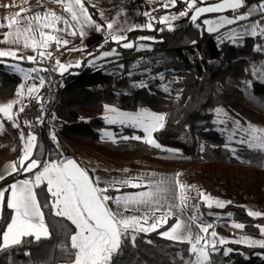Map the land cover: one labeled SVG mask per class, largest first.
I'll return each instance as SVG.
<instances>
[{
  "label": "trees",
  "instance_id": "1",
  "mask_svg": "<svg viewBox=\"0 0 264 264\" xmlns=\"http://www.w3.org/2000/svg\"><path fill=\"white\" fill-rule=\"evenodd\" d=\"M128 1L117 0L110 7L93 0H87V4L95 5L89 7L93 18L99 23H105L110 12ZM214 1L217 0H207V3ZM259 2L260 0H245V7L226 14L246 13L252 5ZM186 6L182 0H177L176 7L157 8L152 16L158 19L169 12L179 13ZM100 11L103 12V18ZM190 16L191 12L188 17H178L173 23L174 31L145 29L129 32L127 40L137 45L132 49H124L110 39L105 43L107 32H102V40L82 48V51L91 53L92 56L87 54L81 65L62 74L59 72L65 89L53 115L55 118L46 132L36 123L39 100L29 98L24 103L28 106L19 116L21 128L25 135L29 131L36 134V158L42 161L46 155L55 159L62 153L65 158L74 156L79 159L81 155H85L103 165L123 166L130 161H139L188 171L186 185L193 186L196 181L201 180L214 186L225 202L231 201L224 208H211L214 212H221L223 220L243 223L246 225L244 230L260 233L255 225H264V217H250L247 211L251 200L256 206L264 208V153L243 148L234 156L226 149L224 145L227 139L217 129L214 109L223 106L248 121L264 124V79L253 76L251 71L254 65L264 71V52L254 50L255 45L264 44V37L245 36L236 45L230 41L221 43L218 36L208 33L204 30L206 27L202 26V20L217 15H208L197 21L196 23H201V30L189 21ZM258 16L256 14L252 17ZM155 27L166 28L159 23H155ZM142 36L155 37L156 41H137L136 38ZM194 40L195 44L192 43ZM141 44L145 47L137 50ZM113 48L117 49L119 55L107 59L112 60L106 65L109 68L92 67L88 64L89 59ZM0 59L14 61L13 58ZM20 62L31 64L27 60ZM115 62L124 63V67H110ZM146 69L149 72H145ZM160 73L164 75L163 80L156 76ZM142 81L147 83V88L134 87ZM246 81H252L250 87L246 85ZM164 82L171 86L168 92L162 87ZM21 83L19 75L9 71L5 62L0 63V99L13 97ZM44 92L45 87L39 96L42 97ZM107 104L126 110L148 107L168 113L165 128L154 134L163 147L179 150V154L173 155L133 139L119 140L117 143L102 139L101 130L108 127L103 119L104 105ZM24 120L32 121V127H26ZM112 127L117 131V138L144 135L138 128H120L118 125ZM52 132L57 137L58 148L50 139ZM22 144L19 131L5 119L4 129L0 132V165L17 162L22 156ZM201 145L205 146L203 151ZM41 152L43 156L40 155ZM89 172L93 176L90 170ZM22 175L7 176L0 181V186L10 185ZM135 189L125 187L122 191ZM116 194L118 193L114 191L109 192L112 196ZM46 195V192H41L40 200L43 201ZM189 203L196 204L197 200L190 199ZM198 204L199 212L210 216V208L203 202L199 201ZM44 212L45 221L52 233L51 238L39 243L34 242L31 237L23 238L21 245L0 252V264L70 262L60 250V245L65 240V232L61 226L67 225V230H72L74 226L62 218L52 216L48 209H44ZM228 213L232 214L231 218ZM11 215L5 202L3 218H0V232L10 221ZM173 221L172 219L171 223ZM159 232L139 234L136 247L126 244L123 255L116 264H182L178 253L188 259V244L170 241L161 237ZM218 248V253L211 256L213 264H264V249L259 246L227 243L218 245ZM227 248L233 251L225 256L223 253ZM26 252L31 255H25Z\"/></svg>",
  "mask_w": 264,
  "mask_h": 264
},
{
  "label": "snow or ice",
  "instance_id": "2",
  "mask_svg": "<svg viewBox=\"0 0 264 264\" xmlns=\"http://www.w3.org/2000/svg\"><path fill=\"white\" fill-rule=\"evenodd\" d=\"M187 6L180 11L178 15H164L158 19L152 16L150 12H144L147 19L143 25L131 24L126 21L121 22V18L126 15L124 10L117 12L105 23H99L89 12L87 0H55L67 16L57 15L55 11L45 9L43 12L34 11L31 8H20L18 12L0 20V28H6L7 31L0 32V43H6L13 48L5 50L0 48V58H13L18 61L27 60L33 64L42 63L47 57L52 58L51 51H47L54 43L57 50L62 47L67 48L70 44L68 39L56 33H63L73 37L83 38L87 35L88 29L96 32H107L105 43L111 40L121 45L124 49L137 47L136 43L127 40V33L136 30H149L163 32L165 30L174 31L172 21L178 17H188L191 12L190 20L193 25L201 30V23L197 20L207 13H220L226 10L237 12L238 9L245 7V0H220L218 3L208 4L207 0H182ZM27 3V0H25ZM10 6V5H9ZM177 0H166L162 7H176ZM43 7V5H41ZM155 11V10H153ZM103 18V12L100 11ZM259 14L260 19L251 21L243 26L242 32L235 28H228L217 38L224 43L225 40L236 45L238 40H243L245 36L264 37V0L256 5H252L246 13H237L229 18L228 16H219L216 20L204 19L202 24L206 26L208 33H218L226 26L237 24L240 21H249L253 15ZM155 23L163 24L166 28L155 27ZM63 25L62 27L58 25ZM137 41H156L155 37H137ZM193 44L196 41H192ZM23 49L31 48L38 51L37 56L18 55ZM100 47H103L101 45ZM145 45L141 44L137 50H141ZM82 50V49H69ZM256 52H264V44L255 45ZM92 56L91 53L88 54ZM116 48L110 51H104L100 56L94 59L118 56ZM94 59H89L88 63H94ZM0 59V63H2ZM81 62H77L79 66ZM14 71L21 73L25 80L38 81L26 86L21 83L16 90V97L9 102L0 104V114L4 119H0V132L4 129V120L11 122V126L19 131V138L22 144V156L17 162H13L6 169L5 174H0V181L6 179L12 174H30L24 179L15 180L10 185L0 188V218H3V211L6 207L12 215L6 227L0 232V252L19 246L23 243V238L31 237L36 243L41 240L50 239L52 233L45 221L44 209H48L54 217L62 218L70 222L74 228L67 230V225L62 224V231L65 232V240L60 245V250L69 259L70 264H116L124 252L126 244L136 247V240L139 234L151 233L168 224V220L174 219L175 222L165 231L159 232V235L170 241L180 244H188V259L179 255L182 264H213L211 256L219 251L218 245L223 246L227 243L245 244L249 247L259 246L264 249V238L256 239L250 236H241L237 240H227L219 237L213 229L212 223H206L201 219L203 213L199 212V204H190L188 193L196 191L199 201L212 207L213 198L195 189L194 186L182 183L175 176L157 178L155 173L148 174L151 178L142 176H131L123 179H112L103 182L98 176H90L89 170L81 167L74 159L65 158L60 153L58 158H48L43 161L36 158L38 148L37 136L31 131L25 135L21 128L20 114L24 113L25 105L22 100L27 94L30 100H42L39 96L40 90L46 86L45 77L39 75L40 72H47V68L33 67L24 69L19 64L9 65ZM71 65H64L58 59L55 60L53 71L59 70L61 74ZM123 68L124 65H119ZM252 75L257 78H264V71L253 67ZM34 74V75H33ZM259 74V75H258ZM131 75V73H129ZM156 78V77H154ZM163 80L161 73L158 77ZM251 86L252 81L245 82ZM134 87L147 88L146 82H141ZM164 91L169 88L164 85ZM179 98V93L177 94ZM14 106L16 112H13ZM105 115L103 119L106 123L114 125L129 126L141 129L144 133L132 137L121 136L117 138L114 133L104 131L102 139L110 138L112 143L119 140L133 139L161 151L171 152L178 155L179 150L163 147L154 137V133L165 128L167 114L156 113L148 109H140L138 112H123L119 109L104 105ZM217 114L215 123L223 125L222 131H229L228 141L238 143L247 149L264 153V128L248 123L244 126L240 120L235 119L229 113L221 108L214 109ZM43 104H41V115L36 117V123H44ZM55 118V117H53ZM23 124L31 128L32 121L24 120ZM50 139L59 147L57 137L54 132L50 133ZM201 145V151L204 150ZM235 156L237 149L231 147L229 143L224 145ZM41 156L44 154L41 152ZM94 171V170H93ZM127 171V170H125ZM103 184V186H102ZM130 187L143 189L141 191L125 193L123 188ZM39 190V191H38ZM110 191L120 193L116 196L109 195ZM41 192H46L43 201L40 200ZM7 193V198H6ZM226 203L219 199L215 204L219 208H224ZM114 205V207H113ZM231 218L232 214H227ZM250 217H264L260 211H247ZM235 229H244L243 223H234L231 225ZM255 227L264 237V225L257 224ZM151 243V241H147ZM233 249L227 248L224 255L228 256ZM25 255H31L26 252Z\"/></svg>",
  "mask_w": 264,
  "mask_h": 264
},
{
  "label": "rangeland",
  "instance_id": "3",
  "mask_svg": "<svg viewBox=\"0 0 264 264\" xmlns=\"http://www.w3.org/2000/svg\"><path fill=\"white\" fill-rule=\"evenodd\" d=\"M93 1H95V0H93ZM150 1L151 2H154L156 0H150ZM164 2H166V0H160V3H161L160 5H163ZM164 15L171 16V15H178V13H171V12H169V13H166ZM219 16H228L229 18H231L234 15H232V14H220V15H218L216 17L214 16V17H209V18H206V19L216 20ZM258 19H260V17ZM174 22L175 21H172L171 23L173 24ZM202 26H203V24H202ZM233 28H235L236 30L239 31V30H241L243 28V25L241 23H238L237 22V24H234ZM96 57H98V56H96ZM141 58L143 59L144 57H140V59ZM56 59H58L62 64L66 65V66L71 65V67H68L67 68V70H69V69H71L73 67H77L76 65H77V62L78 61L82 63V60L84 59V55L83 54H78V53L70 52V53H65V54L59 55L58 57H56ZM107 59H110V57L100 58V59H94V63L93 64H91V65L89 63L88 64L90 66H92V67H102L104 69L105 68H109V67H106V65L110 64L109 62H111L112 60L107 61ZM5 61L6 60H3V62H5ZM81 63H80V65H81ZM13 64H18V63L9 62V63H6V66H7V68H8L9 71H11L12 73H15V74L19 75L22 78V83H24L26 86L31 85L33 82H37L38 83V81L25 80L24 77H23V75L21 73H18L16 71H14L11 67H9V65H13ZM121 64L123 65L124 63H122V62L121 63L120 62H115V64H111L110 67H112V66H119ZM19 65L21 67H23L24 69H29V68H33V67L43 68V64H41V63H37V64H33V63L26 64V63H22L21 62ZM254 67L257 68L258 66L257 65H254ZM64 72L65 71H63V73ZM145 72H149V69H146ZM39 75L43 76V71L40 72ZM159 75H156V76H159ZM152 76L155 77L153 74H152ZM261 79H264V78H261ZM164 85H167V87L169 89L171 88V86L168 83H165L164 82L162 84V87ZM13 99H18V97H16V95H14L12 98H9V99H5V100L4 99H0V104H3V103H1V100L5 103V102H9V101H11ZM27 99H28V96L25 93V96H24L22 102L25 103V101ZM107 105L112 106V107H115V108H117V109H119L120 111H123V112H138L140 109H142V108H139L137 110H126V109H122V108H120V107H118L116 105H113V104H107ZM218 107H221V108L225 109L229 113V115L231 117L240 120L241 123L244 126H247L248 123H251V124L256 125V126H258L260 128H264V124H262V123L248 121V120L242 118L238 113H236L234 111H231L230 109H227V108H225L223 106H218ZM143 108L144 109H148V110H150L152 112H156V113H166V112H163V111H156V110H153V109L148 108V107H143ZM105 114L106 113H105V110H104L103 116ZM166 114H167V118H168V113H166ZM214 120L215 121L217 120V114L216 113H215ZM117 125L120 126V128H123L124 126H126V125L122 126L119 123H117ZM216 126H217V129H219L225 135V137L227 139V143H229L231 147H235L237 149V153L236 154H238V151H240L241 149L246 148L245 146L240 145L238 143H233V142H229L228 141V135H229V131L231 129V124H229V126H228L229 127V131H222V128L224 126L223 125H220L219 123H216ZM104 131L112 132L117 137V131L113 127H110L109 126V127H105L104 129H102L101 130V136H103ZM154 137L156 138L155 134H154ZM104 139H109L110 140V138H104ZM157 141H158V139H157ZM79 159H80V161H82L81 162L82 165L86 169L90 170L93 173V176L100 177L103 182H106V181H109V180H112V179H123V178L131 177V176H138V175L144 177L145 178V181L144 182H146L147 179H150L151 178L148 175L150 173H155L157 178H160V177H169V178H171V177L175 176V175H173V173H171V171H168L169 168H166V167L161 166V165H158V164H153V163H145V162L133 161L134 168H129L128 167L127 169H113V171H111L112 169L107 168V166H111V165H103V164L97 162L96 160H94L93 158H90L88 156L81 155L79 157ZM8 164H12V163H8ZM125 170H127V171H125ZM110 172H112L111 175H110ZM187 174H188V171H180V175L178 177V179L182 183H184V184L186 183L185 180L187 178ZM102 186H103V184H102ZM193 186L195 187V189H198V190L202 191L203 193H205L208 196H210V197L213 198L212 207L219 208L215 204V200L216 199H219V200L225 202V200L219 196V194L217 193L215 187L212 186V185H210L209 183H205V182H202L201 180H198V181H196L193 184ZM141 190H143V189H137V190H134V191H131V192H126V193H132V192H137V191H141ZM188 196H189L190 199H193L194 201L197 200V203L199 202V197L197 196L196 191H193V194L191 192H189L188 193ZM204 204L207 206L206 203H204ZM212 207H210V209H208V213L213 218H211L210 216H206V215L203 214L201 216V219L204 220L206 223H212L213 224V229H210V230L217 231V228L218 227H222L223 229L228 230V233H226V235L223 238H225L227 240H230V241L231 240H237L241 236H250V237H253V238H256V239L264 238V237L261 236L260 233H252V232H248V231H246L244 229H235L231 225L234 224V223H238V222H235L234 220H229V219H226V220L224 219L223 220L222 219L223 218V216H222L223 214H221V212H214L213 211L214 209H211ZM248 210H251V211H260V212L264 213V208H261V207L256 206L253 200L250 201V203L248 205ZM170 220H172V219H169L168 220V223H169ZM167 225H169V224H167ZM165 230H167V229H164V231ZM243 245H245V244H243Z\"/></svg>",
  "mask_w": 264,
  "mask_h": 264
},
{
  "label": "crops",
  "instance_id": "4",
  "mask_svg": "<svg viewBox=\"0 0 264 264\" xmlns=\"http://www.w3.org/2000/svg\"><path fill=\"white\" fill-rule=\"evenodd\" d=\"M95 1H97L98 3H100L104 6H107V7H110L111 5H114L117 3V0H95ZM160 4H161L160 0H156L154 2H151L150 0H129L124 5L113 10L112 12H110L108 15V19L112 18L117 12L124 10L126 12V15L121 18V22L126 21L128 25H131V24L143 25L144 23H146L148 18H146L144 15H142V13L147 11V12H150L152 15L153 10L162 7V5H160ZM41 5H43V7H41ZM22 7L23 8H31L33 10V12L34 11L43 12L45 9H48V10L55 11L57 15L67 16V13L64 12L63 8L59 4L55 3V0H27V3H25V0H0V20H3L4 17H6V16H11V15L15 14ZM259 17L260 16L251 17L249 21H240L238 23H241L244 26V25H247L248 23H250L251 21L257 20ZM58 26L62 27L63 25L61 24ZM233 26L234 25L226 26V28L221 29L218 33H214V35L220 36V35H222L223 32H225V30H227L228 28H233ZM242 30H243V28L241 30H239V31L237 30V31L242 32ZM3 31H7V29L6 28H0V32H3ZM128 33H127V35H128ZM56 34L62 35L63 38L68 39L70 41V44L67 46V48L62 47L60 50H57L56 45L54 43L50 46V48L47 51H51L52 55L56 54V57H58L59 55L65 54V53H70V52L83 54L85 57L88 53H85L82 50H69V49H82L84 47H89V46L99 42L104 37L102 32H96L93 29H88L87 35L84 36L83 38H81L80 36L73 37L70 35H65L63 33H56ZM225 41H227V40H225ZM13 47L14 46H11V45L6 44V43H0V48H3L5 50H8L9 48H13ZM20 47H21V51L18 53V55H23L25 57L26 56H37V59L39 60L38 51H34L31 48L23 49L22 45ZM47 59L48 58L46 57L44 59V61L41 63V64H43V68L45 66ZM9 62H14V63H18V64L21 63L20 61H17L15 59H14V61H5V63H9ZM42 92H43V88L40 90L39 94L42 95ZM1 103H4V102L1 100ZM104 110H105V108H104ZM13 112L14 113L16 112L15 106L13 108ZM0 119H4L2 117V114H0ZM107 125H108V127L109 126L112 127V126L117 125V124H114V125L107 124ZM34 135H36V134H34ZM9 165L10 164H8V163H6L4 165H0V174H5L6 169L10 170V169H8ZM128 167L134 168L133 161H130L123 166H107V168L112 169L111 171H113V169H127ZM166 168H169L168 171H171V173H173V175H175L176 173L180 174V171H181L175 167H166ZM111 174H112V172H110V175ZM26 176H28V174L24 173L22 176L15 178L11 183H13L15 180L24 179ZM4 187H6V186H0V188H4ZM135 190H137V189H135ZM128 192H131V191H128ZM118 194H120V193H118ZM118 194H116V195H118ZM113 207H114V205H113ZM173 222H175V220ZM173 222L171 223V220H170L168 223L169 225H164L163 227L157 229V231L161 232V231H164V229H168L173 224ZM157 231L151 232V234H154ZM216 232L218 233L219 237H224L226 235V233H228V230L223 229L222 227H218ZM59 264H70V262H61Z\"/></svg>",
  "mask_w": 264,
  "mask_h": 264
},
{
  "label": "built area",
  "instance_id": "5",
  "mask_svg": "<svg viewBox=\"0 0 264 264\" xmlns=\"http://www.w3.org/2000/svg\"><path fill=\"white\" fill-rule=\"evenodd\" d=\"M55 60L56 54L52 55L51 59H47L45 63L44 68L49 69V71L43 73L46 80L45 92L42 96L43 99L38 102L39 116L41 115V104H43L44 123L40 125L44 132H46L49 125L52 124L53 115L65 89V84L59 76V71L52 70ZM46 158H48L47 155L45 159ZM29 175L30 174H28V176Z\"/></svg>",
  "mask_w": 264,
  "mask_h": 264
},
{
  "label": "water",
  "instance_id": "6",
  "mask_svg": "<svg viewBox=\"0 0 264 264\" xmlns=\"http://www.w3.org/2000/svg\"><path fill=\"white\" fill-rule=\"evenodd\" d=\"M218 2H220V0H217V1H214V2H209L208 4H214V3H218ZM198 6H204V5H198ZM228 12H231V10H226V11L220 12V13H207V14L202 15L197 21H199L202 17L208 16V15H220V14H226ZM189 21L191 22L190 18H189ZM69 158L74 159L81 167L85 168L82 165L81 161L79 159H77L76 157L71 156ZM89 175L91 176L90 172H89Z\"/></svg>",
  "mask_w": 264,
  "mask_h": 264
}]
</instances>
